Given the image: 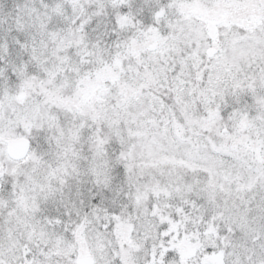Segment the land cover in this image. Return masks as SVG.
Wrapping results in <instances>:
<instances>
[{
	"label": "snow or ice",
	"instance_id": "obj_1",
	"mask_svg": "<svg viewBox=\"0 0 264 264\" xmlns=\"http://www.w3.org/2000/svg\"><path fill=\"white\" fill-rule=\"evenodd\" d=\"M0 264H264V0H0Z\"/></svg>",
	"mask_w": 264,
	"mask_h": 264
}]
</instances>
